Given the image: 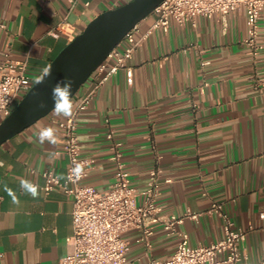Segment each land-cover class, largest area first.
<instances>
[{"label": "crops", "instance_id": "crops-1", "mask_svg": "<svg viewBox=\"0 0 264 264\" xmlns=\"http://www.w3.org/2000/svg\"><path fill=\"white\" fill-rule=\"evenodd\" d=\"M128 1L0 0V62L7 55L26 60L27 72L36 80L94 17ZM155 21L152 12L137 24V37L152 31L129 61L133 83L126 70L112 74L78 115L80 156L91 160L81 182L98 190L111 188L116 171L112 146L118 143L138 202L150 171L159 167L162 212L201 213L197 219L185 218L173 234L162 223L153 224L150 248L138 241L137 229L126 231L129 264L169 260L181 234L192 247L222 238L224 218L207 213L213 201L246 231L240 244L244 261L262 262L264 7L256 56L245 41L243 7L225 18L198 16L195 24L170 20L167 30L153 28ZM63 22L64 29L57 31ZM106 72L95 73L81 86L72 98L74 108ZM63 119L52 111L0 146V264H58L67 251L73 197L55 187L33 198L20 187L21 179L43 184L46 170L65 180L69 158L58 125ZM45 127L56 130L55 145L38 142L37 133Z\"/></svg>", "mask_w": 264, "mask_h": 264}, {"label": "built area", "instance_id": "built-area-1", "mask_svg": "<svg viewBox=\"0 0 264 264\" xmlns=\"http://www.w3.org/2000/svg\"><path fill=\"white\" fill-rule=\"evenodd\" d=\"M240 7L245 8L247 16L248 35L245 41L249 53L256 56L259 17L264 0H163L153 10L156 14L153 28L167 30L170 20L179 24L189 21L195 24L198 16L225 18L228 12ZM66 24L61 23L57 31H62ZM57 31L53 34H57ZM151 31L137 37V24L130 29L91 76L107 70L106 74L86 92L73 109V115L58 122L62 130L63 150L69 158L66 178L61 181L52 171L46 170L43 172L44 183L36 184L39 192L44 194H49L55 187H59L73 197L72 233L66 237L67 251L58 264H129V243L123 236L126 231L137 229L140 232L138 241L150 248L153 224L162 223L167 232L173 234L185 218L197 219L201 215L190 210L182 215L162 212L157 202L163 176L159 167L150 171L147 186L141 192L143 199L138 202L137 190L131 185L118 143L112 146L116 171L111 188L98 190L81 182L91 167V160L80 156L78 115L88 107L98 87L112 74L126 70L129 84L133 83V70L129 61L140 41ZM34 82L35 79L27 72L26 60H14L7 55L0 62V122L10 114L14 104L30 90ZM260 83L264 86L263 80ZM112 137V132H109L108 138ZM77 163L83 164L84 174L78 180L70 181L68 176ZM163 181L171 182V179L165 178ZM207 213L224 218L222 238L210 244L192 247L189 245L188 236L181 234L182 240L169 260L150 259L147 264H247L240 248L246 238V231L234 226L220 202L213 201ZM259 217L264 220V211L260 212ZM2 254L0 250V257ZM257 264H264V261Z\"/></svg>", "mask_w": 264, "mask_h": 264}, {"label": "water", "instance_id": "water-1", "mask_svg": "<svg viewBox=\"0 0 264 264\" xmlns=\"http://www.w3.org/2000/svg\"><path fill=\"white\" fill-rule=\"evenodd\" d=\"M161 1L130 0L94 17L52 60V75L43 84L34 82L0 122V146L52 112L51 89L58 80L65 77L74 80L73 98L111 49L130 29L150 15ZM41 103L43 107L39 106Z\"/></svg>", "mask_w": 264, "mask_h": 264}, {"label": "clouds", "instance_id": "clouds-1", "mask_svg": "<svg viewBox=\"0 0 264 264\" xmlns=\"http://www.w3.org/2000/svg\"><path fill=\"white\" fill-rule=\"evenodd\" d=\"M52 75V66L49 65L42 70V74L37 77L35 83L37 85L43 84L46 78ZM74 80L69 77H65L58 80L51 89L52 98V111L57 117L70 118L73 115L74 103L72 100V88ZM43 107V103L39 105ZM37 139L40 144L48 143L55 145L57 143L56 130L52 127H45L39 130L37 133ZM84 174V166L82 163H77L75 167L71 170L68 180H78ZM20 187L24 190L26 194L31 195L33 198L39 196L38 185L32 183L31 181L21 179ZM10 191V190H9ZM18 202V201H14Z\"/></svg>", "mask_w": 264, "mask_h": 264}, {"label": "rangeland", "instance_id": "rangeland-1", "mask_svg": "<svg viewBox=\"0 0 264 264\" xmlns=\"http://www.w3.org/2000/svg\"><path fill=\"white\" fill-rule=\"evenodd\" d=\"M23 95H24V94H23ZM23 95H22V96H23Z\"/></svg>", "mask_w": 264, "mask_h": 264}]
</instances>
